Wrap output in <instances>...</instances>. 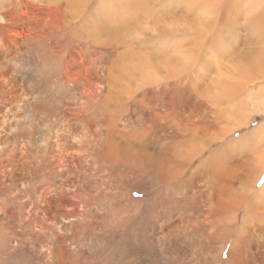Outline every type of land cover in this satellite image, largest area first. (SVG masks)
I'll return each mask as SVG.
<instances>
[{
	"label": "bare ground",
	"instance_id": "bare-ground-1",
	"mask_svg": "<svg viewBox=\"0 0 264 264\" xmlns=\"http://www.w3.org/2000/svg\"><path fill=\"white\" fill-rule=\"evenodd\" d=\"M261 114L264 0H0V264H264Z\"/></svg>",
	"mask_w": 264,
	"mask_h": 264
},
{
	"label": "rangeland",
	"instance_id": "rangeland-1",
	"mask_svg": "<svg viewBox=\"0 0 264 264\" xmlns=\"http://www.w3.org/2000/svg\"><path fill=\"white\" fill-rule=\"evenodd\" d=\"M154 9H157V7H154ZM241 34L244 35L245 33L243 31H241ZM237 42H238V45H237L238 47H240V46L243 47L242 38H238ZM255 53H257V52H255ZM253 54H254V52H250V54H248V55H253ZM245 55H246V53L244 54V56ZM263 122H264V114L263 115L262 114L258 115L254 119V121L250 124V126L248 128H244V129H242V131L240 133H237V134L234 135L232 142H234L235 140H238L240 138L247 137L249 134L252 133L253 130L256 129V127L259 124H261ZM262 181H264V176L256 184L257 188L260 189L262 187ZM144 198H146V199H144ZM131 199L134 200V201H136V200L137 201L138 200L142 201L143 200V202L141 203V206L144 207L147 204L146 202H149L152 199V197L151 196H143L140 192H135V193H133V195H131ZM120 249H121V247H120ZM117 251H119V250H116V249L109 250L108 252H105L103 255H98V257L96 258V262H98V264L99 263H101V264H131L132 262H133L132 264H142V260H141L142 257L140 256V254L135 253V252H130L128 250L129 252H127V253L123 252V253L119 254L118 257H117V255H113L114 253H117ZM104 256L109 258V259L107 258L108 262H106V263L104 262L105 261V259H104L105 257ZM222 256H223V259H225L226 258V252H224V254ZM119 257L121 258L122 261L119 260ZM99 259H102V261L99 260ZM115 260H117V261H115ZM117 262H120V263H117Z\"/></svg>",
	"mask_w": 264,
	"mask_h": 264
},
{
	"label": "snow or ice",
	"instance_id": "snow-or-ice-1",
	"mask_svg": "<svg viewBox=\"0 0 264 264\" xmlns=\"http://www.w3.org/2000/svg\"><path fill=\"white\" fill-rule=\"evenodd\" d=\"M262 183H264V181H262Z\"/></svg>",
	"mask_w": 264,
	"mask_h": 264
}]
</instances>
